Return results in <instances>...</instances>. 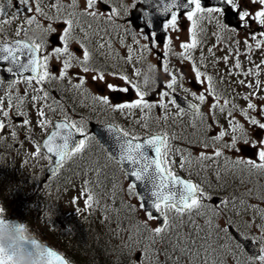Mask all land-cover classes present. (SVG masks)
Segmentation results:
<instances>
[{"label":"snow or ice","instance_id":"snow-or-ice-1","mask_svg":"<svg viewBox=\"0 0 264 264\" xmlns=\"http://www.w3.org/2000/svg\"><path fill=\"white\" fill-rule=\"evenodd\" d=\"M140 4H148L149 0H138ZM32 0H17L16 3V12L11 15L10 19H3V24L8 25L12 21L18 19V16L22 13H31L33 11V7L31 6ZM98 4L104 5L103 9L98 7ZM109 4V0H84V8L82 11H77L78 8V0H71L70 4L64 5L61 3V0H56V3L51 7L55 8L57 15L53 17H49L47 13H45L41 6L40 0H35V8L34 11L37 15L44 16L46 19H52L56 22H62L64 27L59 31L62 33L58 39L62 43V47H56L54 49L53 55L57 60L61 57H65L61 64V69L59 70L58 76L53 75L50 71L49 61L52 57L43 56L41 59L37 56V52L41 50L43 47L42 44L36 43H27L20 40H16L14 44L9 42H4L0 44V52L5 55L2 57L5 61H11L13 65H17L20 68L25 70H29L33 73L27 79V83L31 85L33 81L36 84H43L47 81L55 80V79H64L68 73L69 69L76 67L79 71L76 73V76L79 80V83L75 84L74 87L81 92L84 91L83 86L86 83L85 76L81 75L82 73H96L91 76V80L93 82H104L105 74L94 67H90L89 62L92 58L91 53L88 47L81 41L77 40L76 42L80 44L81 49H83V58L79 59L76 56V53L70 51L69 43L73 37L74 30L79 27L82 32H84L85 38L89 37V32L86 31L81 23V17H90L92 20H98L101 17H105L109 23H115L117 17L121 15L120 11L115 7H107ZM13 6V0H7V5L0 4V17H4L6 15V8H11ZM23 6V8H21ZM124 8L125 14H129L130 9L128 6L121 5ZM158 8L159 14L165 17V21L163 23L164 32L167 33L168 30L178 31V20L181 18H186L189 22H191V43H182L180 47L185 50L186 53H189L191 50L195 49L199 41L197 39V28L198 22L208 21L209 23L215 22L216 26L223 31H231L233 33L238 32L240 30H245L247 35L251 36L252 40H257V35L264 37V0H216V3H213V0H185V2H181V0H156L154 5ZM131 9H137V4L131 5ZM257 9V10H253ZM183 10V11H181ZM229 12H233L236 15L238 20L237 26L230 25L225 17ZM64 15V18L61 20V15ZM144 18V23L141 26V34L145 40H149L153 47L156 46L157 43V33L155 31H151L154 27L153 18L150 16L149 12L144 11L142 13ZM35 21V16L26 17V23L30 26ZM252 22H255L260 26L259 32L251 31ZM37 27L39 25L37 24ZM88 27L91 29L92 25L89 23ZM20 28L16 30V36H20L21 33ZM0 31H3L0 28ZM47 33L56 32L57 29L52 27L51 25L45 29ZM98 33V30H93ZM127 31V30H126ZM202 31V29H201ZM216 35V33H214ZM219 40V36L217 37ZM135 39V37H134ZM139 43V41H136ZM246 47L249 51L252 50V46L248 43V40L244 41ZM172 44L171 38H168L167 43L163 45L165 52L164 55L167 56ZM239 44V41H237ZM264 41H258L255 45L257 49L261 48ZM100 48L105 47L104 44L99 45ZM108 47L111 48V43H108ZM24 50L25 54L28 56L27 64H19L20 57L17 55ZM148 45L142 46V51H148ZM210 54L212 53V49L208 50ZM128 61L131 62L132 56V48H128ZM184 59L191 60V55L182 54ZM203 59V57L201 58ZM225 62L227 63L228 57H224ZM75 62V63H73ZM241 65L239 60H237L235 67L239 68ZM9 72H13L12 68L7 69ZM163 70L167 72L171 76V80L167 83L166 87L168 89H173L174 85L177 83V76L169 71L167 61L164 62ZM193 71H195L197 81H200V77L203 75L199 69L193 64ZM15 75V73H13ZM139 71L136 72V75H139ZM109 75H117V73H109ZM119 78L125 83L130 84L133 89H135V94L138 99L134 101H127L123 103H112L108 96L97 95L93 97L94 101H98L101 105L109 106L113 111H118L124 113L125 115H130L131 110L140 109L141 111L147 109L151 110L156 105L147 101L145 99L146 93L141 91L140 87L134 84L131 80H129L128 76L119 74ZM182 79V77H181ZM209 81L208 92L210 95L214 96L217 100V104H213L211 109L214 110L219 107L220 112H224L225 108L223 106H219L218 101L219 97L216 96L215 90L212 87V77H207ZM243 83V81H241ZM15 81H13L9 86H14ZM258 86V85H257ZM107 89L110 92H122L127 93L129 88L127 87H117L111 83L106 84ZM251 87V85H249ZM35 91L43 92V96H33V102H37L40 99L47 100L49 98V93L45 91L43 88L34 89ZM168 92H163L161 95V101L163 97L168 96ZM195 99L199 100L201 104L205 102V95L200 94L196 95L193 93ZM246 100L248 97H244ZM3 100H0V112L5 118L9 117V111L5 110L3 107ZM20 103L23 104V99H20ZM172 104H176V100L173 99L171 101ZM229 102L227 100L224 101V105L226 106ZM160 107L167 109V105L162 102L159 104ZM7 107L10 109L13 107L11 98H9ZM50 110L55 111V109L51 108L50 105H47ZM248 109L253 111L257 110V106L253 103H248ZM189 108L195 109V115L200 116L203 121V113L200 112L199 108L196 105H189ZM235 108V105H233ZM129 110V111H125ZM183 111L182 109L180 110ZM261 114H264V108L260 110ZM38 114V127L45 129L48 126H52L54 130L47 136V139L43 141V148L47 150L51 156L56 157V165L57 168L52 169L53 175L56 174L59 168H63L64 164L71 160L74 156L82 154L87 147V141L90 139L81 123L78 125L76 122H70L67 115H65L63 122H53L50 119L46 118L45 112L43 109H37ZM18 115L24 116L25 118L22 120V124L24 126H28L30 121L26 118V113H18ZM231 116V112L228 113ZM242 115L248 120V122L255 127H258L261 131L257 134L256 138L249 139L248 133L244 130L243 125L235 122L233 120H229V124L232 128V132L235 133L238 130L241 135L238 137L233 135L231 137V143H225L222 145V148H228L235 151H240L237 147L238 141H242L244 144H250L253 148L257 149L256 157L257 159H244L239 158L235 161H230L227 157H225V167L231 166L232 169H235L240 166H244L245 170L251 172H258L264 174V122L256 117H249L247 112L242 111ZM215 119V117H213ZM164 120H167V116L164 117ZM147 127V124L144 125ZM195 126V125H193ZM5 128V122L0 121V130ZM211 129V125L208 126ZM30 130V129H29ZM108 132L114 134V138L116 140V147L118 149L117 153H112L109 156V159H115L116 163L121 165L125 176L133 177L136 182H140L144 184L146 188L150 185V189L148 191V198L151 199L150 205L147 203L144 196H139L141 203L139 207L145 211L146 220L142 224H138L134 230V234L140 237V240H137L136 243H141L142 240H146L147 243L144 244L141 251L144 253L145 257L148 256L149 251H151L152 246L156 243H165L170 242L173 252L179 250L181 255L187 254L189 258L193 255L199 256V250L197 249L193 252V248L195 247L196 241L192 239V237L188 234L184 236L176 234L174 239H171L172 225L170 222V217L168 213L170 211H174L181 218L185 215H188L191 218L193 212L197 215H201L203 209H207L212 213V216L206 221L209 226L210 232L215 231L217 234L223 233L226 237L229 236L230 230L233 225V221L230 217L224 216V225L220 226L218 223L214 224V219L221 216V209L227 210L229 205L233 209L237 208H245V201L243 199L239 200L237 204V199L234 197L232 201L228 199H220L218 203L213 206L212 204H206L204 201H211L213 199L212 194L206 192L203 187L198 184L193 183L191 180H184L178 177L172 170L171 165L175 163V161L168 160V152L171 151V147L168 143L169 137L167 133H160L152 136L149 139L144 140L143 142H138L139 137L129 133L126 130L118 128L115 125L108 126ZM76 133H79L83 139L76 140L74 136ZM12 137H16L17 133L13 131L11 133ZM227 133L225 131H220L219 134L213 137L214 143H219ZM175 139V137H172ZM207 143L204 144V147H208ZM151 149L155 152V158H151L148 154V150ZM36 154H41V146L38 144L36 146ZM180 152L179 149L176 150ZM190 155V154H189ZM224 155L221 148H216L214 154L212 156L205 155L203 152L200 153L197 158L199 161L206 160H218V158ZM187 158L182 155L180 167L183 168ZM190 163V161H187ZM127 164L129 168H123V166ZM97 177H99V170H97ZM216 178L219 180L221 178V174L219 171L216 172ZM132 182L129 184L127 188V193L130 196H137L138 192V183ZM116 185H113V193L115 196ZM250 194V193H249ZM81 195L84 196V205L85 209H92L94 206L99 205V199L96 194L91 189V181L85 180ZM264 199V196L261 197ZM77 199L74 198L72 203L75 204ZM113 203L115 200L113 198ZM129 211H135V206L128 205ZM247 208H251L254 212L259 211L255 205H247ZM151 209H155V212L159 214L156 216L153 214ZM79 211V209H77ZM5 210L0 207V216L4 215ZM206 214V213H205ZM261 219H264V212H260ZM162 217V224L155 228H151L148 225V221L158 220ZM105 219H108L105 216ZM194 224L195 221H192ZM147 233V236L143 235V232ZM197 233L201 231L199 225H196L194 229ZM261 236L256 239L258 242L259 251L257 254L252 255L248 264H264V225H261L259 228ZM209 232V234H210ZM71 234V233H69ZM207 235V234H206ZM234 235V233H233ZM132 237H129L131 239ZM247 238V237H245ZM189 245L192 247L190 248ZM240 245L237 244L236 248H239ZM46 254L50 257V264H70L69 260L65 258V256L59 254L57 251L52 250L50 247L47 248ZM160 251H166V249H161ZM207 251V249L205 250ZM154 256H158V253H153ZM0 264H11V254H5L0 252ZM137 264H140L137 261ZM157 264H159V260H157ZM205 264H208L207 259L205 260Z\"/></svg>","mask_w":264,"mask_h":264},{"label":"flooded vegetation","instance_id":"flooded-vegetation-1","mask_svg":"<svg viewBox=\"0 0 264 264\" xmlns=\"http://www.w3.org/2000/svg\"><path fill=\"white\" fill-rule=\"evenodd\" d=\"M122 4L129 7V14H125L124 8L121 6ZM133 4H137V7L138 5H141L140 3H138V0H109V4L107 5V7L115 6L121 13V15L116 18L115 23H109L105 17H101L95 22H90V24L92 25L91 29L89 27L88 30L86 29V31L89 32L86 46L88 47L92 56L89 65L90 67H94L105 74L106 84L111 83L113 85H118V87H123V82L120 80L119 74L126 75L128 76V78L132 77L131 79H133L138 76L136 75L137 71H139L140 73L139 60L142 55L140 54L139 48L141 39L144 38L141 34V31H138V29L134 28L132 23L130 22V17L134 12V9H131V5ZM98 7L103 9L104 5L101 4L98 5ZM83 8L84 5L81 6V11L83 10ZM138 12L140 13V17L144 19L142 15L144 11L140 9L138 10ZM93 30H98V33L94 32ZM189 30L190 28L186 27L184 34L186 36L181 39L180 45L182 43H191V32ZM259 30L260 26L255 22H252L251 31L258 33ZM167 34L170 38L171 31L168 30ZM77 35L78 34L75 32V37ZM245 39H247L248 43L252 46L251 51H249L246 47L244 43ZM137 40L139 41V43L136 42ZM147 41L150 44V47H153L152 43L149 40ZM221 41L222 39L219 38L218 40L217 37L203 40L204 43L202 44H200L199 41L198 45H201L202 47H196L189 53H186L185 50L180 46L178 48L170 47L171 50L169 51L167 56L164 55V47L160 48L159 50L153 48V50L147 54L146 58L150 61L156 60L159 63L161 62L162 70L164 62L167 61L169 71L177 76V83L176 85H174L173 89H168L166 85L170 82L171 76L164 70L163 82L161 83V85H159L158 83L155 84V82L153 81L152 82L153 84H155V87H157L158 85V89H155L156 91H162L165 88L166 92H168L172 96L179 94L185 98L192 100L194 103L199 104L200 101L194 98L193 93H195L196 95L203 94L206 96L202 88H208L209 81L207 80V77H212V87L216 89L220 86V84H223V91H226V93H228V104L230 105L231 112L229 120H233L243 125L244 130L248 133L249 139L251 140L256 138L257 134L261 130L258 127L254 128V126H252L248 122L245 116L242 115V111L247 112L249 117H256L257 119H260L262 122H264V114H261L259 111L261 108H264V44H262L261 48L259 49L255 47L258 41H264V37L257 35V40H252L251 36L247 35L246 31L243 29L235 33L232 32V54L227 63L224 60V57L227 55L222 54L221 52L224 51V45L221 44ZM237 41H239V44H237ZM109 42L111 43V48L108 47ZM100 44H104L105 47L100 48ZM129 47L132 48L131 62L128 61ZM209 49H212V53L214 54H210L208 51ZM76 51L78 55L83 58V49H81L80 46L76 47ZM182 54H190L192 59H184ZM202 57L203 59H201ZM237 60H239V63L241 65L239 68L235 67ZM193 64H195L199 71L203 74L200 77V81H197V79L192 77V75L196 77L195 71H193ZM109 73H117V75L113 76L109 75ZM94 74L96 73L90 72L86 74V83L83 87L89 94L93 93L94 91L105 94L107 92L106 85H103V82H93L91 80V76ZM241 81H243V83H241ZM192 82H196L202 85V87L198 86L194 88ZM133 83L135 84V81ZM249 85H251V87H249ZM124 87L129 88V93L127 96H125V94L122 92L108 93V97L110 98L112 103L133 101L134 93H132V86L125 83ZM3 89L10 90V86H0V90ZM253 91L256 92V97L254 100L249 97V94ZM246 96L248 97L247 100L244 98ZM207 99H211V101L209 102L207 101ZM213 100L214 98L205 97L203 106L207 109L208 106L212 105ZM92 101L93 99L90 97V102L86 103V112L90 115L88 116L90 120L94 122L96 121L100 124L115 125L118 128L126 130L138 137L144 136L146 134V129L149 130V134H155L158 131L167 133L168 137L170 138L168 143H173L172 153L174 156H177L178 153H181L186 149H191L192 151H194L195 155L203 152L205 155L212 156L216 148H221L224 153L222 157L218 158V160L215 161H204L206 163L205 167H208L210 169L217 167L219 168V170H221L222 168L224 170L232 171L231 166L227 168L225 167V157H227L230 161H235L239 158L257 159V149L253 148L250 144H244L242 141H238L237 144V147L240 149V151L222 148L223 144L231 143V137L233 135H236L238 137L241 135L239 130L233 133L230 124L228 132H226L227 135L219 143H214L212 138L217 136L221 131V128L219 127L221 121H219L217 117L213 119V116L215 115L213 113H210L209 111H205L202 106L201 109L205 111L206 117H204L203 121L196 118V122L194 123L198 124V126H193L196 130V133L192 134V136L197 138L199 129L203 127L206 129L207 135L210 136L209 139L211 141L208 142L209 139H198V144L191 145L187 143L186 145V142H188V140L186 139L188 137V130H191L192 128H190L191 125L186 124L187 126H189L187 127L184 124V119H174L176 125H173L172 120L170 119L164 121L163 124L156 118L148 122L145 118L141 119L138 115L135 116L133 111H131L130 115L125 116L124 113L113 111L109 106H106L105 108H100L99 106H97V108L93 109L94 104L92 103ZM248 103L255 104L257 106V110L253 111L251 109H248ZM233 105H235V108H233ZM175 107L177 106L175 105ZM183 112L186 113L185 110H183ZM145 124H149L147 128H145ZM209 125H211V129L208 128ZM176 129L182 131L181 134L173 139L171 135H177L175 134ZM205 143H207L209 146L204 147ZM177 149H179L180 152H177ZM183 156L186 157L187 161H190L191 163V158H188V156L186 155ZM169 161H175V163L172 164L175 168H177L178 166L180 167L181 158L179 160L170 159ZM187 161L184 164L186 166L190 164ZM234 170H236L238 173L245 174L243 179H239L240 182L241 180L249 181L252 178V176L249 174L255 175L258 181H261L264 177V174L258 172L250 173L248 170L244 169V166L237 167ZM235 183H238L237 177ZM249 185L250 184H247L246 186Z\"/></svg>","mask_w":264,"mask_h":264},{"label":"rangeland","instance_id":"rangeland-1","mask_svg":"<svg viewBox=\"0 0 264 264\" xmlns=\"http://www.w3.org/2000/svg\"><path fill=\"white\" fill-rule=\"evenodd\" d=\"M6 1L7 0H0V4L7 5ZM15 1H17V0H13V3H15ZM1 18L2 17H0V20H1ZM63 18H64V15L62 14L61 20ZM185 20H187V19H185ZM21 22H25V18L22 17ZM173 32H176V31H173ZM178 32H181V30H178ZM184 34H185V31L182 33H179L177 35L176 39H180V38L185 37L186 35H184ZM173 40H175V39H173ZM151 64H153V62H151ZM156 64H157V62H154L155 66H156ZM161 95H162V93H158V94L154 95V97H155L154 103L156 106H159V104L161 102L165 103L168 101L167 97H163V100L161 101ZM148 98H149V95L145 97L146 100H148ZM18 113H22V112L12 111V115L14 116V118L15 117H21V115H18ZM26 114H27L26 118L30 121V125H34L35 127L36 126L38 127V125H37V121H38L37 113L33 110H30ZM165 114H166V111L162 110L161 116H164ZM41 133H42V130H40L38 127V129H36L34 132V136H32L31 138L37 139V136L41 135ZM21 135H23V128H21ZM8 138H9L8 136L4 137L3 135H1L0 136V143H6L7 144ZM13 140H14L15 144H17V145L19 144V141L17 140V136L13 137ZM27 145H28V142L23 143L20 146L18 153H16V152L12 153V151L8 150L7 154H4V157L9 158V161H7V162H5L4 157L0 158V161L3 165L4 170L10 174L9 177L12 178V180H13V182H12V184H10V186L7 185L9 187H7V186L0 187L1 194L5 197L11 198L12 201L16 200L18 208L20 206H22L21 203H23L25 200L30 201V198H28V197L30 195H33L37 191V183L40 180V175H41L42 165H43L42 159L37 157V156H24V154L26 153L25 150L27 149ZM17 147H19V146H17ZM28 154H30V153H28ZM93 162H98V161L97 160H91L90 161V163H93ZM90 171L85 172L86 175H91L92 173ZM111 178L115 179L117 177L115 175H112ZM121 180H122V178H121ZM52 184H54V183H52ZM122 186H123V188L127 187L125 184ZM50 187L51 186H49L48 188H50ZM76 187H77L76 184H74V183L70 184L69 199H70L71 205L73 204L72 203L73 199L76 198V196H77V194H76L77 192L74 193V190ZM126 194L128 195L127 189H126ZM83 197L84 196H82V195L80 196V198H83ZM100 207H101V204L99 203L98 206H94L93 208H100ZM28 209H31V214L29 212H24V214L30 216L29 223H30V221L32 223V221L35 219V216H36V210H35L36 209V203L35 202L29 203L27 205V211H29ZM221 212L223 213V211H221ZM229 214H230V212L228 213V215ZM168 215H169V217H173L171 211L168 213ZM78 217H79V215H76V218H78ZM84 217H87V215L83 216L82 218H84ZM142 217H143V220L145 221L146 216L142 214ZM45 221H46V224L48 227H52V220L48 221V219H45ZM147 223L152 228L157 227L156 220L148 221ZM221 223H222V225H224L225 222L222 221ZM30 227L33 230V227L32 226H30ZM55 234L56 235L54 237V240L57 241L58 236H57V233H55Z\"/></svg>","mask_w":264,"mask_h":264},{"label":"trees","instance_id":"trees-1","mask_svg":"<svg viewBox=\"0 0 264 264\" xmlns=\"http://www.w3.org/2000/svg\"><path fill=\"white\" fill-rule=\"evenodd\" d=\"M1 195L0 189V196ZM24 220L29 223L30 217ZM37 220L38 219L35 218L32 223L31 221L29 223V225L33 227L32 231L44 242L64 253L71 264H119L113 259V255L110 253V251H107L105 245L100 247L98 245L94 246L93 244H90L92 243V238L86 233L89 231V229L91 230L93 228L88 229V227L82 226L80 222L72 221L65 223V226L69 230L67 228L66 231L62 230L63 228H61V225L57 224L55 226V230L52 231L49 229L44 231L42 229V221L38 222ZM55 233H57L58 236L57 241L54 240L56 235ZM79 233L82 234L79 236Z\"/></svg>","mask_w":264,"mask_h":264},{"label":"clouds","instance_id":"clouds-1","mask_svg":"<svg viewBox=\"0 0 264 264\" xmlns=\"http://www.w3.org/2000/svg\"><path fill=\"white\" fill-rule=\"evenodd\" d=\"M47 248L27 221L0 216V252L11 254V264H50Z\"/></svg>","mask_w":264,"mask_h":264},{"label":"water","instance_id":"water-1","mask_svg":"<svg viewBox=\"0 0 264 264\" xmlns=\"http://www.w3.org/2000/svg\"><path fill=\"white\" fill-rule=\"evenodd\" d=\"M181 2L183 3V0H181ZM213 3L215 4L216 3V0H213ZM181 11H183V10H181ZM155 15L157 17L156 18V21H157V23H156V30L159 32V31H161V24H162V21L165 20V17H159L160 16L159 12L155 13ZM225 19L227 20V22L230 25H232V22H231V20H229L228 17L225 18ZM14 43L15 42H13L12 44H14ZM23 53L25 54L24 50H22V52L21 53H18V54H22L23 55ZM4 55H5L4 53L0 52V62H3L4 61V64L7 63V64L12 65L13 66V70H15L16 72H19V73H25L26 72L25 70L21 69L17 65H13L10 60L9 61H5L2 58ZM24 61H25V64H27V62H28V56L26 54H25V60ZM94 132L96 133V135L98 136V138L100 139V141L108 148V150L111 152V154L118 152V149L116 147V140L114 138H111L108 135V131L107 130H105L104 128H101V127H95L94 128ZM74 139L79 140V137L78 136H76V137L74 136ZM138 142H143V141H138ZM148 154H149V156L151 158H155V152L153 150L149 149L148 150ZM52 161H53L52 162V165L46 171V174H45L46 177H49V176L53 175L52 169L57 168V165H56V162H55L56 161V157L52 156ZM124 168L125 169L126 168H129V165L125 164L124 165ZM128 178H129V180H132V181L136 182L133 177H128ZM136 183H138V186H139L140 196L141 195L144 196L145 199H146V201H147V203L150 205L151 199L148 198V191H149V189H150L151 186L149 185L148 188H146L144 186V184H142L140 182H136ZM151 210L153 211V214L154 215H158L155 212L154 209H151ZM11 220H17V219L11 218ZM159 224L160 225L162 224V218H160ZM245 245H246V248H247V250H248V252L250 254H252V255L257 254L256 251H255V249L252 248L249 243L248 244H245Z\"/></svg>","mask_w":264,"mask_h":264},{"label":"bare ground","instance_id":"bare-ground-1","mask_svg":"<svg viewBox=\"0 0 264 264\" xmlns=\"http://www.w3.org/2000/svg\"><path fill=\"white\" fill-rule=\"evenodd\" d=\"M97 108L95 105L93 106V109ZM208 138V135H207V131L205 128L201 127L197 133V139H200V140H206ZM74 169H75V166H74ZM251 186V184L249 185ZM248 186V187H249ZM111 241V239H108L107 242ZM221 252V251H219Z\"/></svg>","mask_w":264,"mask_h":264}]
</instances>
